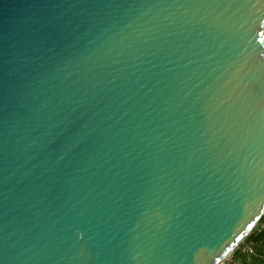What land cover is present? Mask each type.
<instances>
[{
  "label": "water",
  "instance_id": "95a60500",
  "mask_svg": "<svg viewBox=\"0 0 264 264\" xmlns=\"http://www.w3.org/2000/svg\"><path fill=\"white\" fill-rule=\"evenodd\" d=\"M264 216V0H0V264H223Z\"/></svg>",
  "mask_w": 264,
  "mask_h": 264
},
{
  "label": "crops",
  "instance_id": "0c3cea01",
  "mask_svg": "<svg viewBox=\"0 0 264 264\" xmlns=\"http://www.w3.org/2000/svg\"><path fill=\"white\" fill-rule=\"evenodd\" d=\"M262 225V231H264V223ZM252 248V254H246L242 250H238V253L231 255L230 260L225 264H264V241L254 245L252 244Z\"/></svg>",
  "mask_w": 264,
  "mask_h": 264
},
{
  "label": "trees",
  "instance_id": "16d2710c",
  "mask_svg": "<svg viewBox=\"0 0 264 264\" xmlns=\"http://www.w3.org/2000/svg\"><path fill=\"white\" fill-rule=\"evenodd\" d=\"M262 223H264V216L261 219L259 225H261ZM258 225V226H259ZM264 241V231H260L257 232V230L255 229L252 234L246 239L245 243H252L253 245L256 243H260ZM236 253H238V249L234 251V253L232 255H235Z\"/></svg>",
  "mask_w": 264,
  "mask_h": 264
},
{
  "label": "built area",
  "instance_id": "2783aa9c",
  "mask_svg": "<svg viewBox=\"0 0 264 264\" xmlns=\"http://www.w3.org/2000/svg\"><path fill=\"white\" fill-rule=\"evenodd\" d=\"M240 247H242L241 250L243 253H246V254L253 253L252 243H246V244L241 245Z\"/></svg>",
  "mask_w": 264,
  "mask_h": 264
},
{
  "label": "rangeland",
  "instance_id": "374dc122",
  "mask_svg": "<svg viewBox=\"0 0 264 264\" xmlns=\"http://www.w3.org/2000/svg\"><path fill=\"white\" fill-rule=\"evenodd\" d=\"M255 229H256L257 231H260V230L263 229V225L261 224V225L257 226ZM243 244H246V243L244 242ZM243 244H242V245H243ZM241 248H242V247H239L238 250H241ZM230 258H231V256L228 257V258L224 261L223 264L227 263V262L230 260Z\"/></svg>",
  "mask_w": 264,
  "mask_h": 264
}]
</instances>
